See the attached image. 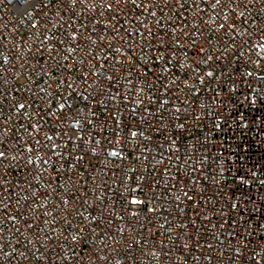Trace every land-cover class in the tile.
<instances>
[{"label": "built area", "instance_id": "obj_1", "mask_svg": "<svg viewBox=\"0 0 264 264\" xmlns=\"http://www.w3.org/2000/svg\"><path fill=\"white\" fill-rule=\"evenodd\" d=\"M0 152V264H264V0H0Z\"/></svg>", "mask_w": 264, "mask_h": 264}, {"label": "snow or ice", "instance_id": "obj_2", "mask_svg": "<svg viewBox=\"0 0 264 264\" xmlns=\"http://www.w3.org/2000/svg\"><path fill=\"white\" fill-rule=\"evenodd\" d=\"M216 2H217V3H220V0H216ZM20 107L23 108L24 105H20ZM133 135H135V133H133ZM112 155H116V153L113 152ZM3 156H4V153H3V152H0V157H3ZM131 203H132V204H138V203H142V202L136 200L135 198H133V199L131 200Z\"/></svg>", "mask_w": 264, "mask_h": 264}]
</instances>
